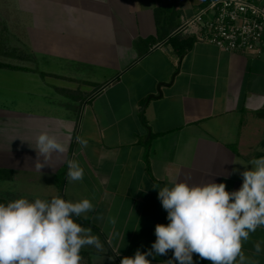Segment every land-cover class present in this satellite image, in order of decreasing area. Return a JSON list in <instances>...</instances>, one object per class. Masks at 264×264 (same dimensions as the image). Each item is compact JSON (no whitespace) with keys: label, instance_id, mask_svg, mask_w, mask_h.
Listing matches in <instances>:
<instances>
[{"label":"crops","instance_id":"crops-1","mask_svg":"<svg viewBox=\"0 0 264 264\" xmlns=\"http://www.w3.org/2000/svg\"><path fill=\"white\" fill-rule=\"evenodd\" d=\"M0 2L9 10L0 9L1 19L25 35L28 54L27 65L0 69V81L12 83L0 90L26 95L0 108V170L10 177L1 184L12 201L17 193L30 202L60 197L94 205L74 219L103 250L83 247L80 264H120L151 248L155 226L169 223L154 187L215 182L231 192L245 170L235 162L264 156V46L253 56L198 41L185 22L202 0ZM174 36L195 41L183 57L170 43ZM160 85L162 97L148 103ZM42 131L67 151L38 172ZM69 159L84 169L81 181L68 180ZM242 250L264 264V226ZM147 259L165 264L172 250ZM193 261L211 264L195 253Z\"/></svg>","mask_w":264,"mask_h":264},{"label":"clouds","instance_id":"clouds-1","mask_svg":"<svg viewBox=\"0 0 264 264\" xmlns=\"http://www.w3.org/2000/svg\"><path fill=\"white\" fill-rule=\"evenodd\" d=\"M81 147L87 141L77 137ZM37 158L34 168L41 172L55 155L66 153V146L55 135L42 131L36 137ZM239 172L242 185L227 191L224 183L190 184L174 182L158 188V200L167 212L169 223L155 226L156 240L146 252L123 257L120 264H151L149 256H164L172 250L165 264H194L193 254L211 264H258L242 250L250 233L264 226V156L247 163ZM67 178L81 181L84 169L74 159L67 160ZM251 165V169H248ZM238 171V170H235ZM94 205L54 197L50 201L18 198L6 205L0 203V264H80V251L85 246L103 250L92 229L81 226L74 217L92 211ZM114 224L115 219L109 217ZM255 254L262 249L255 244Z\"/></svg>","mask_w":264,"mask_h":264},{"label":"built area","instance_id":"built-area-1","mask_svg":"<svg viewBox=\"0 0 264 264\" xmlns=\"http://www.w3.org/2000/svg\"><path fill=\"white\" fill-rule=\"evenodd\" d=\"M198 41L226 53L260 56L264 46V0H202L185 22Z\"/></svg>","mask_w":264,"mask_h":264},{"label":"rangeland","instance_id":"rangeland-1","mask_svg":"<svg viewBox=\"0 0 264 264\" xmlns=\"http://www.w3.org/2000/svg\"><path fill=\"white\" fill-rule=\"evenodd\" d=\"M4 8L8 10V8H5V5L0 2V9ZM2 12L4 11L3 9L1 10ZM9 11V10H8ZM4 22H8V27L6 30L8 32H4L5 25ZM11 18L5 17L4 19H1L0 17V62L9 64L11 66H17V65H27L26 60L28 59V54L26 51V38L25 35H19L11 32ZM3 23V24H2ZM22 59V60H21ZM36 60V59H34ZM32 66V64L30 63ZM1 75L3 74L0 72ZM9 81L5 82L2 78L0 81V86H6V85H11ZM8 89L5 90H0V108H4L6 106L12 107L13 101H18V103L25 97L26 95L23 94H15L12 93L10 90L7 91ZM12 94H15L14 96H17V99H14L12 97ZM15 196V199H18L20 197L19 194L13 193ZM13 195L9 193V191L2 186L1 180H0V199L6 201L7 203L12 201ZM44 197V195H39ZM26 197V195L24 196Z\"/></svg>","mask_w":264,"mask_h":264},{"label":"trees","instance_id":"trees-1","mask_svg":"<svg viewBox=\"0 0 264 264\" xmlns=\"http://www.w3.org/2000/svg\"><path fill=\"white\" fill-rule=\"evenodd\" d=\"M170 43L176 49L180 57H183L193 47V45L195 44V41L194 39H184L180 36H174L170 38ZM2 68H9V69L15 68L16 69V67L0 62V69ZM143 122L144 124H146L144 117H143ZM3 179H10V177L6 175L4 171L0 170V180H3ZM0 203H3L5 205L7 204L6 201L1 200V199H0ZM78 221L86 226H90L88 222L82 219H78Z\"/></svg>","mask_w":264,"mask_h":264},{"label":"water","instance_id":"water-1","mask_svg":"<svg viewBox=\"0 0 264 264\" xmlns=\"http://www.w3.org/2000/svg\"><path fill=\"white\" fill-rule=\"evenodd\" d=\"M163 85H160L158 87V95H152L148 98V103L151 101V100H155V99H159L162 97V92H161V88H162ZM149 137H150V130H149ZM148 137V138H149Z\"/></svg>","mask_w":264,"mask_h":264}]
</instances>
